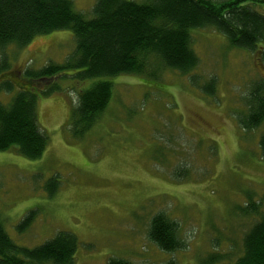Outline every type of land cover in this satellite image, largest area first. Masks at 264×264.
<instances>
[{
	"label": "rangeland",
	"instance_id": "obj_1",
	"mask_svg": "<svg viewBox=\"0 0 264 264\" xmlns=\"http://www.w3.org/2000/svg\"><path fill=\"white\" fill-rule=\"evenodd\" d=\"M73 1L76 11L93 17L97 0ZM192 47L200 62L190 74L166 70L111 80L107 109L81 139L68 126L72 111L78 94L98 80H21L26 69L65 63L76 49L73 33L56 31L0 52V64L6 56L10 65L0 86L14 81L37 92L48 144L37 160L0 152V222L16 245L32 249L68 232L79 240L74 264H234L242 256L244 237L259 218L242 210L249 198L264 196V122L244 131L239 119L252 87L264 85V61L231 47L212 28L192 31ZM192 77L200 85L215 80L214 96L192 85ZM54 86L60 91L42 94ZM16 93L1 92L0 103H11ZM32 211L34 222L19 232ZM159 213L178 224L184 248L165 253L150 241Z\"/></svg>",
	"mask_w": 264,
	"mask_h": 264
},
{
	"label": "trees",
	"instance_id": "obj_2",
	"mask_svg": "<svg viewBox=\"0 0 264 264\" xmlns=\"http://www.w3.org/2000/svg\"><path fill=\"white\" fill-rule=\"evenodd\" d=\"M264 0H97L93 17L87 19L75 10L73 0H0V52L10 46L24 48L36 37L69 30L74 35L75 52L63 64L49 63L39 70L26 69L21 80L28 84L49 83L71 78L84 83L98 80L78 94L69 122L73 137L81 139L97 123L112 96L114 78L123 75L157 77L166 70L190 74L200 59L192 47V31L212 28L222 34L231 47L259 53L264 61ZM10 65L3 56L0 74ZM74 72L73 75H68ZM192 85L214 96L216 83L210 80ZM17 91L11 103H0V152L15 150L30 160L42 157L47 137L38 123V94L14 81L0 86V93ZM59 87L44 89L50 96ZM264 122V85L249 92L247 113L239 119L244 131H252ZM264 159V134L259 140ZM52 179L47 191L52 195ZM246 215L258 220L244 237V250L234 264H264V196L244 206ZM32 211L21 222L24 232L36 218ZM149 239L161 251L172 253L185 247L178 224L162 213L151 221ZM79 249L78 238L59 232L36 248L16 245L0 222V264H74ZM214 260L213 263L216 261ZM211 259V260H212ZM109 264H129L110 260Z\"/></svg>",
	"mask_w": 264,
	"mask_h": 264
}]
</instances>
